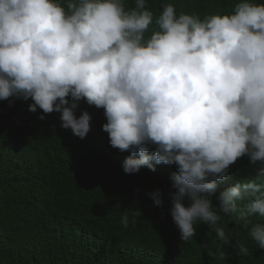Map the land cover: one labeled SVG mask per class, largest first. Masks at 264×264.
<instances>
[{
    "label": "clouds",
    "instance_id": "9594fccd",
    "mask_svg": "<svg viewBox=\"0 0 264 264\" xmlns=\"http://www.w3.org/2000/svg\"><path fill=\"white\" fill-rule=\"evenodd\" d=\"M11 98L31 100L41 120L60 113L81 139L93 117L77 116L80 102L103 109L110 146L130 153L126 174L176 167L168 195L181 240L201 222L218 242L210 255L222 260L226 246L249 255L222 221L264 218V2L201 19L173 3L155 15L148 0H0V101ZM245 156L256 176L217 196ZM148 195L163 207L160 190ZM248 237L264 249V223Z\"/></svg>",
    "mask_w": 264,
    "mask_h": 264
},
{
    "label": "trees",
    "instance_id": "16d2710c",
    "mask_svg": "<svg viewBox=\"0 0 264 264\" xmlns=\"http://www.w3.org/2000/svg\"><path fill=\"white\" fill-rule=\"evenodd\" d=\"M237 2L148 0L155 15L173 3L178 13L201 19L231 14ZM126 4L130 7L132 0ZM11 99V107L0 101V264H264V249L248 237L264 218H252L247 226L222 221L239 232L249 247L246 257L227 246L222 260L210 255L218 242L201 222L193 240L184 243L170 214V176L176 167L126 174L122 164L130 153L110 146L102 130L103 109L80 102L77 116L88 111L93 117L90 133L81 139L62 127L60 113L41 120V110H28L31 100ZM259 167L247 156L238 159L216 195L252 180ZM156 190L163 193L162 208L148 195ZM125 213L128 228L121 223Z\"/></svg>",
    "mask_w": 264,
    "mask_h": 264
}]
</instances>
